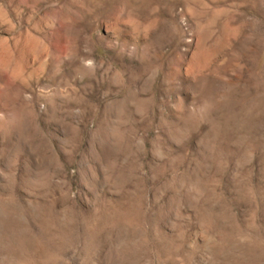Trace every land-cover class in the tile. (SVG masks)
I'll return each mask as SVG.
<instances>
[{"label": "rangeland", "instance_id": "374dc122", "mask_svg": "<svg viewBox=\"0 0 264 264\" xmlns=\"http://www.w3.org/2000/svg\"><path fill=\"white\" fill-rule=\"evenodd\" d=\"M0 264H264V0H0Z\"/></svg>", "mask_w": 264, "mask_h": 264}]
</instances>
